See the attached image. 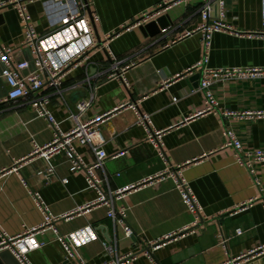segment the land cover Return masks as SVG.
<instances>
[{"label": "crops", "instance_id": "1", "mask_svg": "<svg viewBox=\"0 0 264 264\" xmlns=\"http://www.w3.org/2000/svg\"><path fill=\"white\" fill-rule=\"evenodd\" d=\"M87 1L92 20L88 11L86 18L95 25L94 37L97 41L100 37L103 45L66 74L59 91L45 86L36 97L11 102L0 64V241L2 234L18 237L40 227L44 215L34 198L37 193L53 217L66 218L56 223L57 232L47 229L28 240L31 264H110L128 255L134 256L130 264H227L264 245V163L254 167L258 187L237 163L235 151L224 148V130L230 128L245 149L264 150V119L201 114L206 106L205 95L198 90L203 69L196 67L204 61L206 50L199 35L183 37L202 23V2L190 0L159 14L150 22L162 21L160 33L149 34L143 26L131 25L166 0ZM223 1V19L236 33L213 35L205 68L264 67V37L256 35L264 32V0ZM28 14L38 35L51 32L64 19L61 11L43 1L30 4ZM221 14L218 7V18ZM212 17L218 19L214 8ZM23 42L24 27L17 11L0 8V44L15 52L17 62L31 63L33 56L22 49ZM114 73L122 77L112 78ZM212 91L222 112L264 110V79H225L214 83ZM82 100L91 101V106L81 122L112 113L99 121L110 157L102 170L95 171L104 190L125 187L166 169L147 142L146 130L137 124L136 112L128 108L137 103L138 112L149 115L152 129L166 131L168 166L183 167V176L202 206L203 220L196 221L189 213L170 179L148 184L116 202V209H125L124 225L131 228L132 238L126 237L123 225L108 217L107 207L72 215L95 202L98 193L84 172L71 170L64 154L55 157L52 176L40 174L48 171L49 164L30 154L35 145L52 141L54 132L33 105L47 101L46 110L61 132L68 133ZM121 105L126 108L119 109ZM75 150L84 163L94 162L90 148L75 143ZM120 152L125 156L113 158ZM171 235L177 236L166 238ZM61 236L71 241L73 257L58 240ZM156 242L159 246L150 259L145 252ZM0 264L20 263L11 254L0 256ZM243 264H264V255Z\"/></svg>", "mask_w": 264, "mask_h": 264}, {"label": "built area", "instance_id": "2", "mask_svg": "<svg viewBox=\"0 0 264 264\" xmlns=\"http://www.w3.org/2000/svg\"><path fill=\"white\" fill-rule=\"evenodd\" d=\"M37 1H43L48 7H55L64 14V19L61 24L45 35H38L35 24L31 16L28 14V6ZM189 1L190 0H166L154 11L144 13L131 26H144L169 8L179 4L188 3ZM200 1L202 2V5L199 11V16L202 23L195 30L186 33L183 38L199 35L207 55L214 34L236 32L227 25L223 19V11L225 7L223 0ZM215 4H218L222 11V14L218 19L212 17ZM6 6L13 7L17 11L24 27V42L22 44V49H27L33 56L31 63L28 61L17 62L14 58L15 52L0 44V64L4 65V70L1 76L9 87L8 100L11 102L24 99L28 96L36 97L45 86H49L59 91L66 74L76 67L90 51L94 50L99 45L94 37L93 27L90 21L86 18V12L88 10L84 0H9L6 3L0 4V8ZM129 28L130 27H127V29ZM118 34L119 33L116 32L114 33V36ZM256 35L264 37V32ZM112 36L113 35L108 36L107 39H111ZM249 36L251 37L253 34ZM206 55L204 61L196 67V69H203V76L198 90L205 95L206 106L201 114L215 112L216 114L221 115L222 118L226 119H264V110L253 112L247 111L243 113L220 111V109L216 108L217 103L212 91L214 83L225 79H264V67L210 70L206 69L204 65L207 59ZM59 57H62V59L60 60ZM26 70L30 71L26 74L24 73ZM122 71H125V69ZM118 77H122L121 74H112V78ZM192 92H195V90ZM36 100L37 99H35V101ZM47 105L48 102L45 101L43 104H34L33 106L34 108H38L41 115L47 120L49 126L54 132V137L52 141L45 145H35L30 157H39L47 161L49 164L48 171L45 174L42 172L40 174L50 177L54 174L53 161L55 160V157L61 154L66 155L71 163V170L74 172H84L88 184L98 193V198L95 202L77 209L72 215L86 213L90 209L98 206L107 207L109 209L108 217L123 225L126 237L132 238L134 237V234L131 228L124 225L125 209H116V202L124 199L148 184L170 179L174 182L175 188L180 193L189 213L196 217V221H199L200 219L203 220L201 215L203 210L202 206L189 183L183 176V167L180 165L168 166V157L164 143L166 131L152 129L150 126L149 115L140 114L138 112L137 103L129 105L128 108L136 112L137 124L144 127L147 132V142L155 150L160 160L167 166L164 171L154 177L132 183L116 190H104L101 186L102 183L95 176V171L102 170L105 163L110 159L104 148L106 139L101 132L99 121L110 116L112 113H106L105 115L88 122H81V117L91 106V101L82 100L77 103L72 115L75 120L74 128L68 133H62L54 116L46 110ZM124 108H126L125 105L119 107V109ZM224 136L226 138L224 148H232L235 151L237 163L249 171L253 177L255 185L260 187V181L257 178L254 167L258 164L264 163V150L245 149L242 141L230 128L224 130ZM75 143L92 150L95 156V160L92 164L88 165L84 163L75 150ZM125 154V152H120L113 158L124 157ZM18 165V162H14V166L17 167ZM64 182L67 181L65 180ZM34 198L44 215V221L40 227L27 231L18 237H7L4 234L1 235L0 251H9L20 264H31L27 258V254L31 250L27 244L28 240L36 233L44 232L47 229L57 232L56 223L66 218L53 217L43 205L37 193L34 194ZM187 230L188 229H185V232ZM174 236L177 235H171L166 238H173ZM58 240L63 243L69 256L73 257L74 253L71 247V241L63 236L59 237ZM225 244L226 241H223V245ZM104 246L108 252H113L110 246L107 244H104ZM158 246L159 242L151 244L150 248L146 250L145 255L152 259V250L157 249ZM262 255H264V245L258 246L247 255L231 260L227 264H243V262L248 259L260 257ZM133 258V255H128L118 258L117 261L110 264H130Z\"/></svg>", "mask_w": 264, "mask_h": 264}, {"label": "water", "instance_id": "3", "mask_svg": "<svg viewBox=\"0 0 264 264\" xmlns=\"http://www.w3.org/2000/svg\"><path fill=\"white\" fill-rule=\"evenodd\" d=\"M84 2H85V4L87 5V10H88V13H89V16H90V19L92 20V13H91V11H90V8H89V6H88V1L87 0H84ZM218 4H215L214 5V11H215V14H216V18H218ZM161 20H158V21H152V22H150L149 24H147V25H145V26H143V28H145L146 29V31L149 33V34H152V30L154 31L155 30V33L156 34H159L160 33V29L158 28V27H160V25H161ZM93 27H94V30H95V25L93 24ZM96 31V30H95ZM154 33V34H155ZM155 34V35H156ZM98 38V42H99V45L100 46H102L103 45V42L101 41V39H100V37H97ZM87 56V55H86ZM85 56V57H86ZM84 57V58H85ZM11 255V253L9 252V251H6V252H4V253H2L0 256L2 257V256H10Z\"/></svg>", "mask_w": 264, "mask_h": 264}]
</instances>
